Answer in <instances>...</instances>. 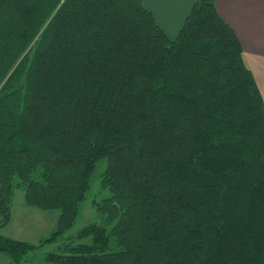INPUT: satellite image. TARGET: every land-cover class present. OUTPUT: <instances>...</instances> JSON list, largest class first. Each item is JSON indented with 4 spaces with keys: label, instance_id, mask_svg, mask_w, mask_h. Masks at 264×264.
<instances>
[{
    "label": "trees",
    "instance_id": "16d2710c",
    "mask_svg": "<svg viewBox=\"0 0 264 264\" xmlns=\"http://www.w3.org/2000/svg\"><path fill=\"white\" fill-rule=\"evenodd\" d=\"M216 0L169 39L141 0H0V229L15 190L73 228L96 163L102 225L47 264H264V99Z\"/></svg>",
    "mask_w": 264,
    "mask_h": 264
},
{
    "label": "rangeland",
    "instance_id": "374dc122",
    "mask_svg": "<svg viewBox=\"0 0 264 264\" xmlns=\"http://www.w3.org/2000/svg\"><path fill=\"white\" fill-rule=\"evenodd\" d=\"M243 60L246 67L253 74L262 99H264V55L244 52ZM105 168V160H100L96 163L90 179V188L86 193L85 200L80 205L79 214L73 228L65 233L56 244L45 245L41 249L31 253L23 264H47L45 256L49 253H62V251L65 252L67 248L78 244H90L91 238L79 239L78 234L83 228L91 224H103L102 217L95 209V204L109 196V192L103 190L100 186L101 175ZM23 209L33 214H30L31 219L28 216V224L25 222L27 215L24 214ZM11 211V222L4 232L5 235L18 237L21 241H25L32 245H38L40 241L49 236L50 231L55 229L54 222L60 213L59 210L43 212L28 207L24 203L23 190L14 191ZM34 215H36V217H34ZM20 232L23 234H20ZM7 261L8 259L6 256L0 253V264H8Z\"/></svg>",
    "mask_w": 264,
    "mask_h": 264
},
{
    "label": "crops",
    "instance_id": "0c3cea01",
    "mask_svg": "<svg viewBox=\"0 0 264 264\" xmlns=\"http://www.w3.org/2000/svg\"><path fill=\"white\" fill-rule=\"evenodd\" d=\"M141 2L167 37L174 39L188 17L195 0H141ZM215 7L220 17L237 35L243 52L264 55V0H216ZM11 205L10 212H12ZM23 212L27 215L25 222L28 224L27 218L32 212L24 209ZM56 221L57 218L54 226H56ZM9 225L10 223L0 229V234L21 241L18 237L5 235L4 232ZM20 234L23 233L20 232ZM7 263L9 264V259Z\"/></svg>",
    "mask_w": 264,
    "mask_h": 264
}]
</instances>
